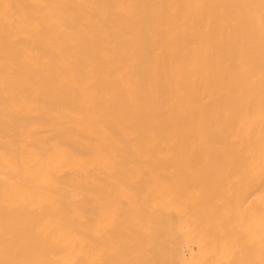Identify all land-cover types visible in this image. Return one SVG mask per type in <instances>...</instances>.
Listing matches in <instances>:
<instances>
[{
    "label": "bare ground",
    "instance_id": "obj_1",
    "mask_svg": "<svg viewBox=\"0 0 264 264\" xmlns=\"http://www.w3.org/2000/svg\"><path fill=\"white\" fill-rule=\"evenodd\" d=\"M0 264H264V0H0Z\"/></svg>",
    "mask_w": 264,
    "mask_h": 264
}]
</instances>
